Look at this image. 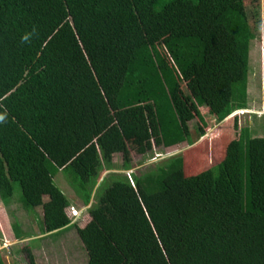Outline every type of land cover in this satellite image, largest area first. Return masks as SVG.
I'll use <instances>...</instances> for the list:
<instances>
[{
	"label": "trees",
	"instance_id": "1",
	"mask_svg": "<svg viewBox=\"0 0 264 264\" xmlns=\"http://www.w3.org/2000/svg\"><path fill=\"white\" fill-rule=\"evenodd\" d=\"M232 1L0 0L4 205L19 183L42 233L76 228L85 264H264V136L249 125L198 174L183 175L180 153L127 173L132 150L206 134L202 114L192 132L184 86L218 122L248 109L255 33ZM61 170L88 206L83 227L55 184Z\"/></svg>",
	"mask_w": 264,
	"mask_h": 264
},
{
	"label": "rangeland",
	"instance_id": "2",
	"mask_svg": "<svg viewBox=\"0 0 264 264\" xmlns=\"http://www.w3.org/2000/svg\"><path fill=\"white\" fill-rule=\"evenodd\" d=\"M232 5L242 10L249 18L254 30L255 38L251 41L249 51V104L246 113H232L222 122L216 121L208 108L199 107L191 97L189 90L184 91L195 111V119L190 122L193 134L200 123L202 114L209 124L206 134L194 144L184 142L171 147L153 144L147 153L131 151L134 168L127 173L143 172L156 162L174 155L183 157V175L198 174L219 163L226 154V146L230 140L237 138L240 128L244 125L251 127L253 136H264V0H233ZM238 119V121H236ZM122 154L114 156V164L122 165ZM104 170L99 181L108 173ZM70 172L59 171L55 184L71 199L72 206L67 209L73 222L83 227L90 220L87 207L78 198L69 184ZM21 187L15 183V191L9 207L0 198V253L7 264H29L28 257L33 256L39 264H85L88 260L87 252L77 233L71 228L60 235L42 233L40 216L42 208H24L21 203ZM48 197H45L47 200ZM73 207L79 210L77 217L73 216ZM20 223L21 228L29 235L18 239L15 234L14 222Z\"/></svg>",
	"mask_w": 264,
	"mask_h": 264
},
{
	"label": "built area",
	"instance_id": "3",
	"mask_svg": "<svg viewBox=\"0 0 264 264\" xmlns=\"http://www.w3.org/2000/svg\"><path fill=\"white\" fill-rule=\"evenodd\" d=\"M245 111L248 112L247 109H238L234 113H243L244 114V113H246ZM72 211L74 212L73 216L77 217L79 215V210L76 209L75 207H73Z\"/></svg>",
	"mask_w": 264,
	"mask_h": 264
}]
</instances>
